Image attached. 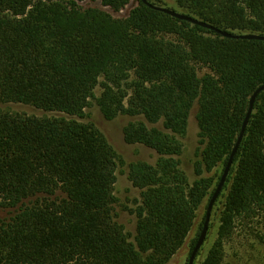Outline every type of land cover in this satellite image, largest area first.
I'll use <instances>...</instances> for the list:
<instances>
[{
    "label": "trees",
    "instance_id": "16d2710c",
    "mask_svg": "<svg viewBox=\"0 0 264 264\" xmlns=\"http://www.w3.org/2000/svg\"><path fill=\"white\" fill-rule=\"evenodd\" d=\"M81 1L0 0V100L55 113L0 110V264H165L205 198L207 207L249 97L264 84V41L221 36L142 0L124 16ZM130 2L100 0L113 12ZM176 2L223 31L264 34V0ZM201 68L209 72L198 76ZM91 99L106 119L141 116L123 139L157 154L128 164L139 190L133 240L116 220L122 160L93 122L72 117ZM194 102L198 177L190 182L179 155ZM215 169V182L203 175ZM210 217L216 238L201 264H222L239 232L264 243V90Z\"/></svg>",
    "mask_w": 264,
    "mask_h": 264
},
{
    "label": "rangeland",
    "instance_id": "374dc122",
    "mask_svg": "<svg viewBox=\"0 0 264 264\" xmlns=\"http://www.w3.org/2000/svg\"><path fill=\"white\" fill-rule=\"evenodd\" d=\"M159 1V5L161 6L185 13V10L179 7L176 0ZM79 4L81 7H100L109 11L114 16H124L128 13L131 7L134 6L135 0H131V2L124 9L118 12H113L108 7L102 6L100 0H84ZM205 72H209V70L207 68H201L198 70L197 74L198 76H201ZM100 90L101 88L96 86L94 90L95 96H99ZM0 110L36 116H51L55 114L54 112H46L41 109H37L28 104L6 102L2 100H0ZM196 111L197 102H194L188 115L186 132L180 138L183 144L182 152L179 155L180 166L185 171L190 182H193L198 177L195 175L193 167L195 160L198 159L196 156V150L198 149V127L195 118ZM72 117L81 122H93L104 134L110 145L122 160V162H118L116 168V182L114 186V193L118 198V202L115 206L116 220L122 224L124 230L130 234L129 239L133 240V235L135 233V216L134 213L130 212V209H133L135 206L134 199L139 198V190L133 187L128 179V164L135 161L154 163L157 159V154L153 149L142 144L126 143L123 139V128L127 125V123L131 121L143 120V118L141 116L119 114L112 119H106L94 99L89 101L81 116ZM148 126H152V124H148ZM155 126L161 128L160 123L155 124ZM218 172L219 169H215L209 173L205 172L203 175L214 176L215 182L217 176L216 174ZM206 203L207 198L204 199L201 207L199 208L195 223L186 240L165 264L187 263L191 251V241L199 231V225L201 224L205 214ZM4 213V211L0 212V216L4 215ZM216 231L217 223L212 221L210 217L206 236L195 256L193 264H201L216 238ZM242 235L239 232V235H235L231 243L226 246L222 264H264V243H261L249 236L243 238Z\"/></svg>",
    "mask_w": 264,
    "mask_h": 264
},
{
    "label": "water",
    "instance_id": "95a60500",
    "mask_svg": "<svg viewBox=\"0 0 264 264\" xmlns=\"http://www.w3.org/2000/svg\"><path fill=\"white\" fill-rule=\"evenodd\" d=\"M142 2H144L145 4L149 5L151 8L155 9V10H158V11H161L163 13H166L174 18H177V19H180V20H185V21H188L192 24H196V25H199L203 28H206V29H209V30H212L218 34H220L221 36H224V37H228V38H234V39H255V40H262L264 41V34H258V33H233V32H228V31H223L217 27H215L214 25L208 23V22H205L203 20H200L198 19L197 17H194L192 15H188V14H185V13H181V12H178V11H175L174 9H171V8H168V7H165V6H161V5H155V4H151L149 3L147 0H142ZM264 90V84H261L260 86H258L250 95L249 97V102H248V107H247V110H246V113H245V116L243 118V121H242V124H241V127H240V131L238 133V136H237V139L235 141V144L234 146L232 147V150L228 156V159H227V162L223 168V171H222V174L218 180V183L208 201V204H207V207H206V210H205V216H204V221H203V224H202V228H201V231L198 235V238L189 254V257H188V260H187V263L186 264H193L194 262V259H195V256L200 248V246L202 245L203 241H204V238L206 236V233H207V229H208V223H209V219H210V215H211V210H212V207H213V204L216 200V198L218 197L221 189H222V186L225 182V179L228 175V172H229V169H230V166L232 164V159H233V156L237 150V147L243 137V134H244V131H245V128L247 126V123H248V120H249V117L252 113V110H253V104H254V101L256 99V96L262 91Z\"/></svg>",
    "mask_w": 264,
    "mask_h": 264
}]
</instances>
